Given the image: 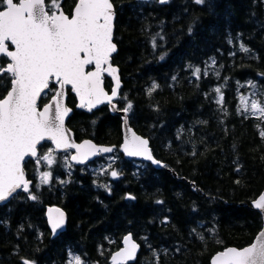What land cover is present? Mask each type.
Instances as JSON below:
<instances>
[{"label": "trees", "instance_id": "1", "mask_svg": "<svg viewBox=\"0 0 264 264\" xmlns=\"http://www.w3.org/2000/svg\"><path fill=\"white\" fill-rule=\"evenodd\" d=\"M74 2L63 5L71 11ZM113 3L119 46L113 63L123 80L119 108L131 103L132 126L150 139L166 168L121 153L119 176L107 190L97 180L108 175L100 178L86 166L62 183L57 179L69 175L54 165L49 182L39 185L37 161L29 159L30 193L0 206V264H68L73 253L87 264H111L129 233L142 247L130 264H211L227 247L250 245L263 228L252 202L264 191V119L247 113L242 98L264 104V0ZM8 62L2 57L0 68ZM10 79L0 76L1 98ZM106 87L112 88L109 78ZM68 102L77 140L120 147V115L107 106L77 109L71 91ZM52 147L45 142L40 155ZM53 205L68 214L58 235L47 221Z\"/></svg>", "mask_w": 264, "mask_h": 264}, {"label": "snow or ice", "instance_id": "2", "mask_svg": "<svg viewBox=\"0 0 264 264\" xmlns=\"http://www.w3.org/2000/svg\"><path fill=\"white\" fill-rule=\"evenodd\" d=\"M194 2L202 4L204 0ZM113 18L111 0H76L71 17L63 12L58 0H48L47 4L46 0H0V55L10 58V62L0 68V76L7 73L11 78L10 88L0 98V201L12 196L17 189L29 191L25 158L37 157L38 145L45 139L54 141L56 149H76L71 159L80 163L97 153L113 151L110 147H97L91 141L72 142L64 127L71 109L61 103L67 85L79 96V106L89 110L105 101L111 103L118 95V69L111 63L116 51L112 42ZM9 42L14 50H10ZM89 65L94 66V70L86 71ZM105 72L116 77L111 95L103 88ZM199 73L200 69H195L194 74ZM156 87L158 85H153L152 90ZM45 90L54 95L52 103L43 105L40 110L38 100ZM242 102L244 110L248 111V101L242 98ZM131 107L129 103L123 110L127 112ZM251 110L264 114V106L256 100L251 101ZM260 134L264 136V131ZM122 147L129 156L153 160L148 141L135 133L125 138ZM41 158L48 165L55 162L52 150ZM111 175L116 177L118 173L112 171ZM50 178V172L40 176L42 183L49 182ZM30 198L37 199L31 194ZM254 207L264 214V194L254 201ZM49 215L53 231L63 225L64 213L59 209H49ZM123 243L125 247L112 256L113 264H124L136 257L139 245L133 242L131 234L123 238ZM76 264H82L79 258ZM212 264H264V229L250 246L226 248L215 255Z\"/></svg>", "mask_w": 264, "mask_h": 264}, {"label": "water", "instance_id": "3", "mask_svg": "<svg viewBox=\"0 0 264 264\" xmlns=\"http://www.w3.org/2000/svg\"><path fill=\"white\" fill-rule=\"evenodd\" d=\"M62 1H65V0H62ZM138 1H140V2H151V1H153V0H138ZM170 1H172V0H166V2L161 3L160 0H159L160 4H163V5H164V4H168ZM14 2H15V1H14ZM111 2H112V4H113V12H114V18H113V37H112V42L116 45V51H115V52L112 54V56H111V63H112V65H113V67H115V68L118 69V72L116 73V75L119 77V81H120V86H119V89H118V95L115 96V97H113L111 103H109L108 101H105L104 103L98 104V105H96V107H94V108H92L91 110H89L87 107H80V106H79V105H80V98H79V96H78V95L72 90L71 85H67V86L65 87V90H64L65 94H64V96H63V98H62V100H61V103H62L64 106H66L67 108L71 109V111H70V112L67 114V116L65 117L64 127H65L66 130H68V137H69V139H70L72 142L77 143V144H81V143H83L84 141H91V142H92L93 144H95L97 147H110V148L113 149V151H111V152H100V153H97L96 155L89 156V158H88L87 160H85L84 162L80 163V162H77V161L71 159L72 156L76 155V149H74V148H70V149H67V150H65V149H63V148H61V149H56V147H55V142H54V141H52V140H48V139H45L44 141L41 142L40 145H38V156L40 155L39 147H40L42 144H44L45 142H50V143H52V145H53V147H54V149H55V151H56L57 153H66V152H71V151H72V154H71V156H70V162H71L72 164H74L75 166L80 167V166L88 165V164L94 162V161H95L100 155H102V156L112 155V154L116 151V149H117V146H116V145L99 144V143H97L95 140H93V139H91V138H85V139H83V140H77V138H76V134H75V131H74V130L69 126V124H68L69 119L71 118V116H72L73 113H74V108L71 107V106L69 105V102H68V100H69V89H70L71 93L74 94L75 97H76V100H77L76 108H77V109H83V108H86V111H87L88 113H92V112H94V111H97V110H98L99 108H101L102 106H104V105H108V106H109V109H110V112H111L113 115H114V114H118V115L121 116V118H122V133H123V141H122V144L120 145V148H119V149H120L121 153L124 155L125 159H127V160H136V161L146 162V163L151 164L153 167H155V168L158 169V170H160V169H165V168H166L165 163H163L161 160H159V159L155 156V154H154V152H153V149H152V146H151V141H150V139L147 138V137H145V136H143V135H141V134H139V133L136 131V129H135V128L132 126V124H131L129 110H128L127 112H125L123 109H120V108H119V104H118V102H117V100H118L119 97H120L121 90H122V87H123V80H122L121 68H120L118 65H115V64L113 63V57L119 52V46H118V44L115 42L117 10H116L115 4L113 3V0H111ZM61 9H62L63 12L65 13V11H64V9H63L62 7H61ZM65 14H66V13H65ZM67 15H68V14H67ZM69 17H71V16H69ZM9 44H10V42H9ZM10 46L12 47V48H10V50H14V46H12L11 44H10ZM2 57H5V56L0 55V65H1V58H2ZM8 60H9V62H10V58H8ZM90 68H91V69H90ZM91 70H94V66H92V65L87 66L86 71H91ZM105 76L109 77V78L111 79V81H112L113 86H112L111 91L108 90V89L106 88V85H105V78H104ZM115 87H116V77H115V76H112V75H109L107 72H105V73L103 74V88H104L105 92H107L109 95H111V92H112V90H113ZM48 92H49L48 90H45V92L41 94V98H40V100H38V109L42 110L43 106L40 107L39 104H40L42 98L44 97V95H45L46 93H48ZM52 97H53V96H52ZM52 97L50 98V100H49L47 103H52ZM0 98H1V97H0ZM2 98H3V97H2ZM47 103H46V104H47ZM44 105H45V104H44ZM132 133H135L137 136H139V137H141V138H143V139H146V140L148 141V147H149V149L151 150V155L153 156V160H155V161H160L159 164L154 163L153 160H149V159H147L145 156H129V155H127V153H125V152L123 151V147H122V146H123V144H124L125 138H126V137H130ZM38 156H37V157H26V158H25V163L27 162L28 159H32V160L37 159ZM25 163H24L25 179L28 180V181H30V184H29V186H28V187H29V191L26 192V191H24L22 188H21V189H17V191H16L12 196L8 197V198H7L6 200H4V201H0V206H3V205L8 204V203L11 201V199H12L15 195H17L19 192H21V191H24L25 193H29V192L31 191V188H32V185H33V181L30 180L29 177H28L27 171H26V169H25ZM261 194H264V191H263ZM258 198H259V197H258ZM258 198H257V199H258ZM257 199H256V200H257ZM256 200H255V201H256ZM252 207H253V209H254L255 211L259 212V213L262 215V219H263V228H262V229H264V214H262V211H261L260 209H257V208L254 207V201L252 202ZM49 209H59L61 212L64 213V223H63V225H62L61 227L55 229V231H53V229H52V227H51V219H50V215H49ZM52 215L55 216L56 213L53 212ZM67 220H68V214H67V212H66V210H65L64 208H62V207H60V206H54V205L48 207V209H47V221H48L49 227H50V229L52 230V232H54V233H56V234H60V233H62V232L66 229V226H67ZM262 229H261V230H262ZM129 234H131V233H129ZM129 234H127V235H129ZM258 234H259V233H258ZM258 234H257V235H258ZM127 235H126V236H127ZM131 236H132V240H133V242L136 243L137 245H139V248H138V250H137V253H136V257H135V259L127 260L126 262H124V264L134 263V262L137 260L139 254H140V252H141V249H142L141 244H140L137 240L134 239V237H133L132 234H131ZM256 237H257V236H256ZM255 239H256V238H255ZM255 239H254V240H255ZM253 242H254V241H253ZM253 242H252V243H253ZM252 243H251V244H252ZM251 244H250V245H251ZM250 245H248V246H250ZM248 246H246V247H248ZM124 247H125V245H124V243H123V239H122V246H121V248L118 249L117 251H115V252L112 254V256H114L116 252L122 250ZM230 247L237 248V249H243V248H245V247H243V248H239V247H236V246H230ZM230 247H227V248H230ZM225 249H226V248H225ZM225 249H223V250H225ZM223 250H222V251H223ZM219 252H221V251H219ZM219 252H218V253H219ZM218 253H216V254H218ZM216 254H215V255H216ZM215 255H214V256L212 257V259H211V264H212V262H213V258L215 257ZM112 256H111V259H110L111 264H113Z\"/></svg>", "mask_w": 264, "mask_h": 264}, {"label": "rangeland", "instance_id": "4", "mask_svg": "<svg viewBox=\"0 0 264 264\" xmlns=\"http://www.w3.org/2000/svg\"><path fill=\"white\" fill-rule=\"evenodd\" d=\"M243 100H247L248 101L249 110L246 111L247 113H250V114H253V115H256V116H261L264 119V114H261V113H258V112L254 113L251 110V101L252 100H256L262 106H264V104H262L258 100L257 97H255V96H246V97H243ZM242 105H243V108H244L243 102H242ZM49 150H52V155L55 158V162L53 164H51V165H48L47 162L44 161L41 158L42 155H40L38 157L37 160H39V163H36V164H37V168L38 167L39 168L36 171V173H37V176L39 178L38 179V184L39 185H42V182L40 180V176H41V174L43 172H50L51 173V177H52L53 171H54V169H53L54 165L58 164L59 168L63 169L65 171V173H67L69 176H71L74 173L75 166L70 162L69 155H67V156L64 155L62 157H59L58 155H60V154H57L53 147L51 149H49ZM49 150H47V152ZM46 153H44V154H46ZM120 159H121L120 156L113 155V157H109L107 159L99 160L95 165H92L90 167H86L84 170H87L88 172H91L92 174H94V175H96V176H98L100 178H104V177H106L108 175L107 180H106V178L102 180L103 183H101L100 180H97V184H99L102 187V189H107L108 190V188L110 187V182L112 180L117 179L118 176H119V170L115 167V164L118 163L120 161ZM45 167H47V168H45ZM112 171H116L118 173V175L116 177H113L111 175ZM76 258H79L80 261L82 262V264H87L80 256L75 255L74 253L70 255V259L68 261V264H76Z\"/></svg>", "mask_w": 264, "mask_h": 264}, {"label": "flooded vegetation", "instance_id": "5", "mask_svg": "<svg viewBox=\"0 0 264 264\" xmlns=\"http://www.w3.org/2000/svg\"><path fill=\"white\" fill-rule=\"evenodd\" d=\"M65 2V1H64ZM64 2H60V5H61V7L64 9V11H65V13L66 14H68L69 16H71V14H72V11H73V8H74V5H75V3H76V0H75V2H74V4H73V6L71 7V11H67V9L65 8V6L63 5V3ZM91 69V68H90ZM105 106V105H104ZM108 107V109H109V106H107ZM82 110H85V108L84 109H82ZM106 144V143H105ZM107 145H110V144H107ZM69 154H71V153H69ZM113 155H118V156H120L121 155V151H120V149H119V147H117V149H116V151L114 152V154H112V155H107V156H99L97 159H96V161H94L93 163H91L90 165H87L86 167H90V166H92V165H95L99 160H102V159H107V158H109V157H113ZM117 164V163H116ZM66 175H67V173H66ZM59 182H62V183H64V182H68V181H70L71 180V177L70 176H65V177H59L58 179H57ZM50 228V227H49ZM51 230V229H50ZM52 231V230H51ZM54 234V233H53ZM56 235V234H55Z\"/></svg>", "mask_w": 264, "mask_h": 264}]
</instances>
